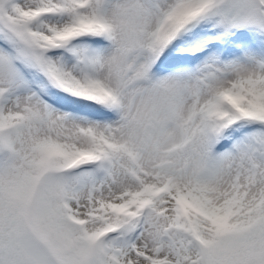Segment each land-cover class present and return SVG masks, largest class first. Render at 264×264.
Returning <instances> with one entry per match:
<instances>
[{
    "label": "rangeland",
    "instance_id": "374dc122",
    "mask_svg": "<svg viewBox=\"0 0 264 264\" xmlns=\"http://www.w3.org/2000/svg\"><path fill=\"white\" fill-rule=\"evenodd\" d=\"M133 1L138 2L0 0V39L14 49L23 67L12 66L0 48V70L11 65L21 77L7 74L0 79V264H264V182L255 183L256 192L231 188L221 195L216 187L219 168L227 169L220 161L234 159L232 155L252 161L249 173L264 181V92L259 89L264 84V0L262 14L256 0H199L188 5L191 9L183 10L190 14L187 28L166 48L150 52L154 61L169 65L196 56L199 61L188 73L197 74L190 79L200 93L224 82L220 63L232 68L235 61L250 62L258 73L255 92L251 89L238 101L241 112L236 106L232 114L226 111L223 125L214 133L218 146L202 143L205 157L198 161L191 160L190 153V147L199 144L189 130L194 122L186 121L179 131L188 139L184 145L177 146L178 137L165 135L179 120L169 101L177 94L168 85L150 103L131 109L125 123L118 119L137 142L121 159L115 147L100 143L101 136L119 133L111 129L115 117L100 126V139L93 135L94 123L89 121L103 118L110 107L97 100L92 56L101 76L113 74L119 95L130 89L131 108L139 85L154 84L156 72L145 69V63L136 71L142 53L148 51L142 48L146 39L135 40L133 26L111 50H119L112 66L104 65L97 53L103 38L100 15L108 19L113 5L120 11L118 23L125 24V16L135 21L136 13H126L134 10ZM227 42L232 49L227 48V54L236 57L210 63L206 50ZM4 80L8 95L13 87L20 92L28 86L32 96L40 94L46 100L44 109L31 110L28 116L4 114ZM57 106L63 108L61 115L50 117V109ZM18 150L25 154L18 155ZM137 153L145 164H137ZM114 162L124 171L112 173ZM172 178L178 181L177 192L171 191ZM161 179L162 184L151 186ZM189 184L195 188L193 195L182 192ZM131 186L136 192L129 198ZM81 210L86 217L80 218ZM87 222L90 231L85 230ZM146 226L156 232L150 244L139 240Z\"/></svg>",
    "mask_w": 264,
    "mask_h": 264
},
{
    "label": "bare ground",
    "instance_id": "6f19581e",
    "mask_svg": "<svg viewBox=\"0 0 264 264\" xmlns=\"http://www.w3.org/2000/svg\"><path fill=\"white\" fill-rule=\"evenodd\" d=\"M198 1L199 0H138V2L133 1L131 7L132 9L134 8V10L127 11L126 13L130 15L136 13L138 19L134 21L130 17L125 16L127 22H124L125 24L123 25L118 23L117 19L118 13L120 11H118V8L116 6L111 5L110 12L108 13V19L112 21L113 25H110L112 28H110L108 34L112 42L110 46L101 47L97 49V53L102 59L101 61L103 62L104 60V65L107 63L108 66H112L114 64V60L111 61V59L116 58L119 55V50H116L113 53H111V50L117 47L119 43L123 42L124 39H126V37L128 36L127 30L130 29L131 26H133L134 37L137 42H140L142 39H146L145 41H143L144 44L142 48H145L147 51H152L157 48H163L170 39L175 38L176 32L179 30V28L182 27L186 21H188L186 17L190 14L184 15L186 13H183V10L188 9L190 7L188 5H192L193 3H196ZM157 6H159V8ZM190 9L191 7L189 8V10ZM104 12L106 13V11ZM171 17V20L166 19ZM104 19L106 20L107 18L104 17ZM164 19H166L165 21H168L169 24H167L162 30L164 26ZM120 27L122 28L121 31L119 30ZM115 28L118 30L119 33L121 32V35L117 34L118 32H115ZM161 31L162 34H160ZM160 40L161 42L159 44ZM9 48L10 45L8 44L7 50H0L2 53L5 54L7 60L11 62L14 59V49ZM210 52H213V50H211ZM144 56L145 54L142 53L139 62L136 64V71H141L143 69L142 65L145 62ZM230 57H236V55L230 56L227 54L226 50L222 54L218 55L213 52L212 57L209 60H212V63L217 64L220 61L229 59ZM91 59H93L92 62L94 64L92 66V76L93 79L96 80L95 88L97 91V100H100L101 103L108 102L112 110L116 112L115 115L118 118H116V120H111V129L118 130L119 133H113L108 137L103 135L100 139L98 133L100 130V126L103 125L104 121L90 120L89 122L94 123V137L96 139H100V143L102 145L115 147L117 149V155L120 159L123 157V153L128 147L135 148L137 144L134 139L130 138L131 129L127 125H124L120 120H123V122L125 123L126 119H129V116H131L129 114V111H131V109L135 110L142 103H150L153 95L162 91L164 85H168L170 89L177 94H171L169 101L172 105L173 112L179 113L178 122L176 121L173 126L167 127L168 131H165V135L168 134L169 136L174 135L175 137H178L177 143L179 144L183 141L181 139L183 138L182 135H179L180 129L183 127L186 121L195 120L196 125L194 127L190 126L189 130L196 133L199 144H195L194 147H190V153H193L191 160L198 161L202 157H205L203 149L204 146L202 145V143H205L207 145L216 143L213 142L215 137L214 133L216 131L218 132L221 126L223 125L224 117L226 116V111H230L229 114H232L236 106L238 108L237 112H241V109L239 108V106H237L238 101L242 99V96L247 95L251 89L254 93L256 89H253V84L256 85V82L260 80L258 76H256V74H258L256 70L251 68L252 64L250 62L240 60L235 61L232 68L224 67L226 64H228L227 62H224L222 64L220 63V69L225 74L223 75L222 79L224 82L220 84H212L211 86H209L208 92H206L207 90H204L202 93H200L202 89L198 91L196 88L197 85L191 80L195 76L193 75L194 72H179L178 69L164 72L156 71V73L160 74L154 75L155 78L153 85H139V96L136 99L135 106L131 108L129 107V99L131 96L130 89H126L122 96L119 95L117 88L114 87L112 84L113 74L109 73L107 76L105 74L101 76L99 74V64L95 63L96 57L93 58L92 56ZM245 59L247 58L244 57V60ZM173 61L174 63H176L178 60L175 59ZM4 68L6 67L3 66L0 70V79L3 80V77L7 74L13 76L16 75L17 77H19L18 79L21 78L20 75L16 73V70L13 69L11 65L7 66V71ZM156 68L168 70V68H164L163 66H156ZM214 69L215 65L209 66L207 72L211 73V71H213ZM182 73H185L188 77H191V79H182ZM198 77H200V75ZM198 77L196 78L198 79ZM263 80L264 76L262 77L261 82ZM4 81L5 82L1 84L3 90H10L8 88L9 84L7 83V80ZM206 81L208 82V80ZM199 82L203 84L202 80H199ZM222 84L226 85L225 89H223ZM194 88H196L195 92ZM259 89H262L263 93L264 84H262ZM100 91H103L107 95V97L102 95ZM13 99L15 100V103L11 101ZM5 101L6 103L3 109V113L6 115L10 114L12 117H17L19 115L28 116L31 110H35L32 113H38L39 110L44 109V103L42 102V100L33 97L30 94V90L18 92L17 89L13 87L9 95L6 96ZM25 107L29 108V110L27 109V111H25ZM49 112H51L49 114L50 117L54 114L61 115V113L54 108H51ZM74 123L75 126H78L77 120L74 121ZM84 126L85 124L82 123V130H84ZM152 136L154 140H158L156 137H159V135H155V133H153ZM96 139L93 138L94 141H96ZM163 139H166V137H163ZM16 145L18 147L21 146L20 144ZM12 147L14 148L16 146L12 145ZM130 151L132 150L130 149ZM17 154L24 155L25 153L23 152V150H18ZM137 154V158H139L137 164L139 166L142 163L145 164V159H143V155L141 153ZM232 157L234 159L228 160L227 158H223L220 161V163L223 164L224 167L226 166L227 169L219 168L217 175L218 178L216 180V187L218 191L222 193L221 195L226 194L231 188H235L237 191L240 192H243L245 189L247 190L248 188L251 189L252 192H256L255 190H252V188H255V183H263L264 181H261L258 176L256 177L252 173H249V170H251L250 167L252 168V161L249 163L245 160L235 158L237 156L232 155ZM106 163L109 166L110 162L108 163L106 161ZM106 163H103V166H105ZM128 167L131 168L132 166L129 165ZM259 167H262L261 163ZM131 169L133 171V168ZM123 171V167L115 164L114 162L112 166V173L119 174ZM261 172L262 171H260L258 175H260ZM141 178L142 176H140V179ZM104 179H106V177H104ZM162 180L165 179H161L160 181L158 180L154 182L151 186H157L162 184V182H164ZM177 182L178 181L176 180V178L171 179L170 188L172 192H177ZM128 189H130L128 192L130 194L128 197L130 198L134 196L136 188L134 186H131V188ZM235 189H232L231 192H233ZM121 190L124 191V189ZM194 190L195 188L193 187V185L189 184L186 186L185 191L183 190L182 192H188L189 194L193 195L195 193ZM142 195L144 197L146 196L145 194ZM121 199V197H118L116 200L119 202L123 201ZM71 210H74V206H71ZM80 213V218L86 217L84 211L81 210ZM91 229L92 226L89 225V222H87L85 230L90 231ZM155 233V231H150L149 227L146 226V228L140 234L139 240L143 241L145 244H150V240L153 235H155ZM155 260L156 259H154L153 261Z\"/></svg>",
    "mask_w": 264,
    "mask_h": 264
}]
</instances>
